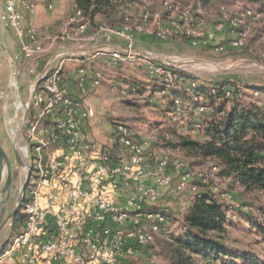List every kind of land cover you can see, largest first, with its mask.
Returning a JSON list of instances; mask_svg holds the SVG:
<instances>
[{
  "label": "built area",
  "instance_id": "2783aa9c",
  "mask_svg": "<svg viewBox=\"0 0 264 264\" xmlns=\"http://www.w3.org/2000/svg\"><path fill=\"white\" fill-rule=\"evenodd\" d=\"M55 1L45 0L46 9H52ZM2 3L0 18L19 41L29 72L34 71L38 60L42 69L29 82L24 103L19 102L24 112L19 151L28 163L36 164V176L30 191L21 192L24 220L0 253V264H130L143 256L146 264H156L153 251L146 255L142 251L153 248L155 236L166 221L170 212L166 197L181 195L177 210L185 213L192 202L184 198L186 193L198 192L187 179L194 177L205 184L212 178L173 155L170 146L157 152L150 140L134 137L122 123L116 125L110 146L95 140L85 126L94 115L86 98L100 86L103 72L79 65L65 79L63 68L69 60L90 63L103 59L104 66L112 68L143 58L149 76L162 77L157 93L169 96L177 114L184 94L194 103V110L202 113L199 91L210 97H227L230 90L195 80L181 88L183 78L172 64L138 50L136 37H184L194 44L212 39L215 30L223 31L229 23L235 28L239 20L219 19L214 30H205L204 10L199 4L190 11L163 1L162 13L175 15L168 17L167 24L162 13L145 9L131 24L102 22L91 28L88 18L75 6L67 21L51 34L45 31L46 26L42 29L33 23L34 0ZM124 6L123 1L120 8ZM247 31L237 29L236 38L228 44L242 46ZM110 88L126 95L137 91L138 86L111 84ZM257 94L264 99V91L255 90ZM201 125L195 121L192 131ZM163 140L170 142L171 138L164 134ZM27 170L31 171L29 167ZM211 170L217 174V165L212 164ZM231 209L247 211L239 203H233Z\"/></svg>",
  "mask_w": 264,
  "mask_h": 264
},
{
  "label": "rangeland",
  "instance_id": "374dc122",
  "mask_svg": "<svg viewBox=\"0 0 264 264\" xmlns=\"http://www.w3.org/2000/svg\"><path fill=\"white\" fill-rule=\"evenodd\" d=\"M123 1L125 6L120 8ZM163 1L183 5L190 11L194 5L199 4L204 10L205 30H214L219 19L225 22L239 20L235 28L229 23L225 30H215L212 39L196 40L194 44L191 43L192 39L184 37L175 38L173 41L148 40L140 38L143 35L139 34L136 38L138 50L172 64L174 71L183 78L181 88L195 80L206 86L219 85L229 89L230 94L227 97H210L204 91H199V102L204 111L198 113L194 110V103L189 101V96L184 94L181 96V110L177 114L169 96L157 93V88L162 85V77H150L143 58L130 65L112 68L105 67L103 59L90 63L69 60L63 68L64 77L66 79L79 65H85L88 69H101L103 79L100 86L90 91L86 98L94 115L85 126L93 138L110 146L116 125L122 123L134 137L150 140L157 152L164 146H170L173 155L181 157L192 167L202 170L205 176L212 178V182L205 184L194 177H189L187 182L196 185L198 191L207 190L213 193L225 209L229 223L222 240L237 254L235 263L264 264V232L258 228L264 226V197L257 191H244L227 178L213 174L211 161L188 156L182 148L177 147L179 137L200 138L198 132L192 131L191 122L204 124L205 119L220 107L228 110L232 105L247 107L250 104H264L260 94L254 95L255 90L260 93L264 91V0H210L204 4L202 0H122L114 11L85 16L90 21L91 28L102 22L114 26L131 24L140 18L145 9L150 12H164ZM35 5L34 16H38L40 22L34 24L42 29L46 26V32L55 34L73 13L75 2L56 0L50 10L46 9L45 0H38ZM169 16L175 17L174 13L163 14L164 24H167ZM192 19L197 21L195 14ZM241 28L248 30L243 45L230 46L228 42L236 38L237 29ZM219 47L222 49H218ZM40 61L38 60L34 71L29 72L28 61L21 55L19 41L0 18V145L11 169V182L7 189V170L0 180V253L20 231L21 224L13 221L12 214L15 211L24 220L23 204L17 205L18 200L25 182V192L28 193L36 176V164L28 163L19 151L22 140L18 138V133L23 126L24 117L19 102L24 103L29 82L42 69ZM111 84L122 88L136 84L138 89L125 95L116 90L112 91ZM164 134L169 135L170 142L163 140ZM3 168H6V162L1 158L0 175ZM185 196V199L191 200L194 193L187 192ZM166 198L170 212L166 215L165 224L155 236L153 248L142 251L145 255L150 250L153 251L157 256L156 264H169L160 253V241L169 236H180L184 232L182 216L177 210L181 195ZM233 203L243 205L247 211L232 210ZM160 206L158 204L157 208ZM244 254L246 258L241 257ZM130 264H146L145 258L143 256L141 259H132Z\"/></svg>",
  "mask_w": 264,
  "mask_h": 264
},
{
  "label": "trees",
  "instance_id": "16d2710c",
  "mask_svg": "<svg viewBox=\"0 0 264 264\" xmlns=\"http://www.w3.org/2000/svg\"><path fill=\"white\" fill-rule=\"evenodd\" d=\"M208 1L202 0L203 4ZM118 5L113 0L75 2L84 15L114 11ZM140 35L142 39H158ZM194 123L191 122V128ZM196 132L200 138L179 137L177 147L188 156L211 161L217 165L220 177L228 178L242 190L257 191L264 197V104L232 105L228 110L220 107ZM181 216L183 234L160 241V253L169 264H236L237 254L222 240L229 223L225 209L213 193L207 190L195 193L188 210ZM12 219L22 225V216L14 212ZM258 228L264 232V226Z\"/></svg>",
  "mask_w": 264,
  "mask_h": 264
},
{
  "label": "water",
  "instance_id": "95a60500",
  "mask_svg": "<svg viewBox=\"0 0 264 264\" xmlns=\"http://www.w3.org/2000/svg\"><path fill=\"white\" fill-rule=\"evenodd\" d=\"M1 158H3L5 160V162H6L7 180H6V184H5V189H7L9 187V184H10V181H11V169H10L9 162H8V160L6 158L5 152H4L3 148L0 145V167H1ZM16 158L19 161V155L17 153H16ZM0 180H1V175H0ZM26 185H27V182H25V184L23 185L22 191L25 189ZM20 203H21V198H19L17 205H19ZM14 212H13V214H14ZM1 227H2V225H0V229H1Z\"/></svg>",
  "mask_w": 264,
  "mask_h": 264
},
{
  "label": "crops",
  "instance_id": "0c3cea01",
  "mask_svg": "<svg viewBox=\"0 0 264 264\" xmlns=\"http://www.w3.org/2000/svg\"><path fill=\"white\" fill-rule=\"evenodd\" d=\"M35 2H37L38 0H34ZM0 3H1V9H3V3H2V0H0ZM32 21H33V23H39L40 22V20H39V18H38V16H33V18H32ZM13 33V32H12ZM41 62V61H40ZM213 118V113L209 116V117H207L206 119H205V122L206 121H208V120H211ZM8 245V244H7ZM7 247V246H6ZM5 249V248H4ZM2 252V251H1Z\"/></svg>",
  "mask_w": 264,
  "mask_h": 264
},
{
  "label": "bare ground",
  "instance_id": "6f19581e",
  "mask_svg": "<svg viewBox=\"0 0 264 264\" xmlns=\"http://www.w3.org/2000/svg\"><path fill=\"white\" fill-rule=\"evenodd\" d=\"M6 170H7V168H3L1 176H3L5 174Z\"/></svg>",
  "mask_w": 264,
  "mask_h": 264
},
{
  "label": "flooded vegetation",
  "instance_id": "af4514ba",
  "mask_svg": "<svg viewBox=\"0 0 264 264\" xmlns=\"http://www.w3.org/2000/svg\"><path fill=\"white\" fill-rule=\"evenodd\" d=\"M11 182V181H10Z\"/></svg>",
  "mask_w": 264,
  "mask_h": 264
}]
</instances>
